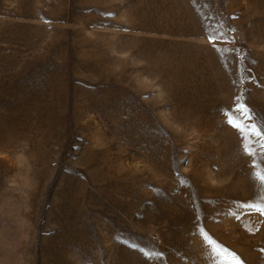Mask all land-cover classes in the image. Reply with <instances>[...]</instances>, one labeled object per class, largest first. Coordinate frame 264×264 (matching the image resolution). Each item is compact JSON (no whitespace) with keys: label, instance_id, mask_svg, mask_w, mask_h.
<instances>
[{"label":"rangeland","instance_id":"obj_1","mask_svg":"<svg viewBox=\"0 0 264 264\" xmlns=\"http://www.w3.org/2000/svg\"><path fill=\"white\" fill-rule=\"evenodd\" d=\"M261 144L264 0H0V264H264Z\"/></svg>","mask_w":264,"mask_h":264},{"label":"snow or ice","instance_id":"obj_2","mask_svg":"<svg viewBox=\"0 0 264 264\" xmlns=\"http://www.w3.org/2000/svg\"><path fill=\"white\" fill-rule=\"evenodd\" d=\"M242 130V129H241ZM259 134V133H258ZM261 148H264V144H261ZM261 179H264V177H261ZM264 212V210H262ZM237 264H239V261H237Z\"/></svg>","mask_w":264,"mask_h":264},{"label":"bare ground","instance_id":"obj_3","mask_svg":"<svg viewBox=\"0 0 264 264\" xmlns=\"http://www.w3.org/2000/svg\"><path fill=\"white\" fill-rule=\"evenodd\" d=\"M181 18V17H180ZM208 67V66H207ZM205 68V67H204ZM209 77V76H208Z\"/></svg>","mask_w":264,"mask_h":264}]
</instances>
